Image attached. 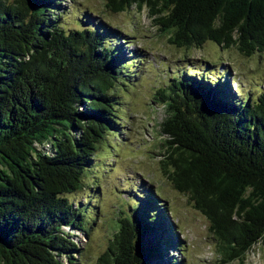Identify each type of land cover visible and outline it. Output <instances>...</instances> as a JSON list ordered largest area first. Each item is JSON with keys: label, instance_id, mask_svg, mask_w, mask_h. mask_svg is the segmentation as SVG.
<instances>
[{"label": "trees", "instance_id": "obj_1", "mask_svg": "<svg viewBox=\"0 0 264 264\" xmlns=\"http://www.w3.org/2000/svg\"><path fill=\"white\" fill-rule=\"evenodd\" d=\"M60 1L0 0V264H74L68 229L87 233L90 216L68 196L116 131L117 85L138 58H126L110 27H66L53 13ZM104 1L113 13L146 9L179 48L212 41L264 53V0ZM189 70L156 91L163 169L207 218L220 261L244 264L253 245L264 250V92L232 97L228 80ZM145 200L118 219L97 264H173L163 263L176 244L170 221L152 192Z\"/></svg>", "mask_w": 264, "mask_h": 264}, {"label": "rangeland", "instance_id": "obj_2", "mask_svg": "<svg viewBox=\"0 0 264 264\" xmlns=\"http://www.w3.org/2000/svg\"><path fill=\"white\" fill-rule=\"evenodd\" d=\"M104 3L61 0L53 12H61L60 21L66 27H110L123 36L116 44L122 46L126 58H130L131 51L138 57L136 66L126 71L127 76L117 85L115 109L120 123L116 131L108 132L99 145L94 164L83 177V188L68 196L72 202L85 205L86 215L90 216L85 222L87 233L68 229L79 248L72 261L97 264L113 239L118 219L146 210L145 197L152 192L155 209L160 214L165 211L176 243L165 248L163 263L238 264L237 260L220 261L207 218L186 194L174 189L163 169L167 142L159 124L166 113L156 91L166 86L176 72L200 69L199 75L209 74L215 82L228 80L232 97L249 95L254 100L264 92V53L245 56L235 46L222 48L212 41L200 48H179L168 42L169 34L157 28L146 9L132 7L113 13ZM64 261L68 263L66 258ZM244 264H264V250L259 243L246 253Z\"/></svg>", "mask_w": 264, "mask_h": 264}]
</instances>
